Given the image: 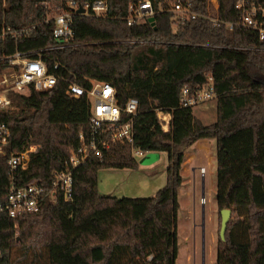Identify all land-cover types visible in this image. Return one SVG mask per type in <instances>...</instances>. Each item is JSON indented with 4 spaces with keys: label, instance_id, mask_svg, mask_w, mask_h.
Returning <instances> with one entry per match:
<instances>
[{
    "label": "trees",
    "instance_id": "16d2710c",
    "mask_svg": "<svg viewBox=\"0 0 264 264\" xmlns=\"http://www.w3.org/2000/svg\"><path fill=\"white\" fill-rule=\"evenodd\" d=\"M43 1L49 5H41ZM69 1L0 0V23L28 28L17 39L0 43V58L17 50L38 57L43 50L50 70L56 62L61 65L53 89L10 91L17 108L0 110V123L11 129L0 156V204L8 194L12 152L39 145L18 179L37 177L48 185L53 172L67 166L80 133H88L89 101L66 94L71 80L84 86L89 79L109 82L121 104L130 96L140 99L133 122L134 145L146 152L167 153V182L152 197L100 194V169L138 166L130 144L113 145L75 169L72 201H45L38 212L17 219L0 215V264H19L38 244V237L44 240L41 247L50 264H176L185 151L200 139L217 141V207L220 216L225 208L235 214L224 239L219 229L216 264H264V82L256 75H264V40L239 26L227 31L226 23L240 19L236 5L241 0H218V24L203 16L181 21L172 11L179 0H151L153 20L131 25L129 6L144 0H108L107 17L76 14L74 45L54 48V22L45 19L48 13L61 12ZM180 1L189 2L202 15L213 7L210 0ZM248 1L264 5V0ZM143 44L167 54L168 63L143 73L136 60V50ZM5 66L0 61V72ZM209 77L217 92V120L207 125L195 117L193 107L181 104V94L185 86L192 91ZM156 107L171 115L169 132L162 129ZM16 246L22 256L13 259Z\"/></svg>",
    "mask_w": 264,
    "mask_h": 264
},
{
    "label": "built area",
    "instance_id": "2783aa9c",
    "mask_svg": "<svg viewBox=\"0 0 264 264\" xmlns=\"http://www.w3.org/2000/svg\"><path fill=\"white\" fill-rule=\"evenodd\" d=\"M48 4V1L41 2V5L45 7ZM236 7L241 11L240 19L236 23H226L227 31L231 33L236 26H239L257 32L260 40H264V5L241 0ZM80 8L84 9L83 13L78 12ZM217 9L218 6L215 11ZM172 11L181 21L203 16L214 24L220 22L212 10L206 15L199 14L191 9L189 2L183 3L180 0L175 2L172 5ZM76 14L107 17L109 1L71 0L61 12L51 15L48 13L45 22H54L53 36L56 41L54 48L74 45ZM153 15L154 8L151 0L131 4L127 18L128 24L150 19ZM27 29H14L4 22L0 23V43H5L8 38L17 39ZM43 52L40 50L38 57H30L18 50L12 54L3 53L0 61L6 66L0 72V110H11L14 107V102L8 94L10 91L28 94L32 88L36 91H47L57 86L60 80L57 71L61 65L56 62L50 70L43 57ZM66 94L76 98L85 96L89 101L90 127L88 133H80L79 145L71 150L67 166L64 169L55 170L48 185L37 177L26 182L19 180V171L28 169L30 155L36 151L34 145L22 152H12L8 160L11 180L7 198L4 203L0 204V215L5 214L9 218L17 219L22 214L38 212L45 201L52 203H58L61 200L72 201L75 169L91 157L103 155L113 145L130 144L134 157H141L147 153L134 145L133 122L134 117L140 111L138 97L130 96L125 104H121L116 88L109 82L96 79H89L88 86L71 80L67 84ZM213 98H217V92L214 79L209 77L207 83L197 85L192 91L185 86L181 94V104L185 107H195ZM154 110L162 129L169 132L171 115L161 107H156ZM10 136L9 125L0 123V156L5 153ZM201 173H205L204 168H201ZM2 255L0 248V258Z\"/></svg>",
    "mask_w": 264,
    "mask_h": 264
},
{
    "label": "rangeland",
    "instance_id": "374dc122",
    "mask_svg": "<svg viewBox=\"0 0 264 264\" xmlns=\"http://www.w3.org/2000/svg\"><path fill=\"white\" fill-rule=\"evenodd\" d=\"M49 5V4H48ZM50 7H55L50 3ZM216 6L213 5V13ZM53 12L49 13L50 15ZM160 49L152 45L143 44L136 50L137 58L143 73H153L157 68L161 69L169 61L167 54L161 55ZM166 51V50H162ZM157 69V70H158ZM264 82V75L256 74ZM15 106L11 110H15ZM195 117L209 125L217 120V98L201 103L193 107ZM206 114H209L207 117ZM216 142L215 139H213ZM37 150L39 145H34ZM216 149L208 151L205 147L194 150L190 147L185 151V162L183 164V184L179 189L178 200L180 208L178 211V258L176 264L200 263L201 242H202V218H203V189L201 180V168L207 170L205 181V209L207 214L206 234V264H216L217 244L220 229V210L217 207V156ZM150 157L146 163L143 160ZM138 166L136 168H103L98 171V190L102 195L116 197H152L157 191L164 187L167 181L168 158L166 152L149 151L144 156H136ZM233 214L231 217H234ZM17 226V225H16ZM16 235L19 238L18 245L22 244L20 232ZM35 234L32 237L36 238ZM37 239V238H36ZM38 244H33L30 254L19 264H50L42 244L44 240L38 237ZM21 241V242H20ZM196 247V254L194 248ZM35 248V249H34ZM195 255V256H194ZM22 256L20 250H12V258Z\"/></svg>",
    "mask_w": 264,
    "mask_h": 264
},
{
    "label": "crops",
    "instance_id": "0c3cea01",
    "mask_svg": "<svg viewBox=\"0 0 264 264\" xmlns=\"http://www.w3.org/2000/svg\"><path fill=\"white\" fill-rule=\"evenodd\" d=\"M212 6H218L219 8V1L218 0H210ZM218 10V9H217ZM217 10H216V13H217ZM214 13V14H216ZM209 114H206L205 116L207 117ZM198 118V117H196ZM199 119V118H198ZM201 120V119H200ZM202 121V120H201ZM203 122V121H202ZM204 123V122H203ZM216 140V139H215ZM191 147H194V150H199L201 147H205L208 151L212 150V148H214V150L216 149L217 150V141L214 142L213 139H200L198 140L196 143H194ZM202 168L205 169V173L201 175V180H202V184H203V181H204V184H205V181H206V173H207V170L204 166H202ZM167 182V181H166Z\"/></svg>",
    "mask_w": 264,
    "mask_h": 264
},
{
    "label": "water",
    "instance_id": "95a60500",
    "mask_svg": "<svg viewBox=\"0 0 264 264\" xmlns=\"http://www.w3.org/2000/svg\"><path fill=\"white\" fill-rule=\"evenodd\" d=\"M79 13H83L84 12V9L83 8H80L78 10ZM150 20H153V17L150 18ZM151 158L150 157H146L144 160H143V163H146L148 160H150ZM204 181H203V196L205 195L204 193V190H205V186H204ZM231 216H232V210L229 209V208H225V209H222L221 210V228H220V236L221 238L224 239L225 237V232H226V229H227V225H228V222L230 221L231 219Z\"/></svg>",
    "mask_w": 264,
    "mask_h": 264
},
{
    "label": "flooded vegetation",
    "instance_id": "af4514ba",
    "mask_svg": "<svg viewBox=\"0 0 264 264\" xmlns=\"http://www.w3.org/2000/svg\"><path fill=\"white\" fill-rule=\"evenodd\" d=\"M203 189V185H202ZM203 198H206L205 195L202 196V202H203V218H202V230H203V235H202V242H201V255H200V263L199 264H206V234H205V225H206V219H207V214H206V209L205 205L206 203L203 201ZM195 254H196V247L194 248ZM195 256V255H194ZM194 264H196L194 262Z\"/></svg>",
    "mask_w": 264,
    "mask_h": 264
}]
</instances>
